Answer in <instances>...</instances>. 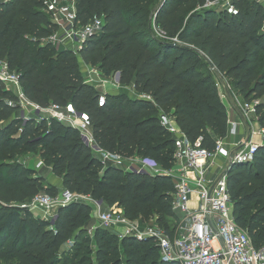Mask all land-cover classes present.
Here are the masks:
<instances>
[{
    "label": "trees",
    "instance_id": "obj_1",
    "mask_svg": "<svg viewBox=\"0 0 264 264\" xmlns=\"http://www.w3.org/2000/svg\"><path fill=\"white\" fill-rule=\"evenodd\" d=\"M49 1L0 0V60L19 74L30 101L41 107L71 103L86 112L103 149L151 158L170 169L176 146L161 124L165 113L190 141L202 138V146L214 151L230 122L219 77L244 102H258L264 129V5L258 0H231L232 10L206 6L215 0H75L80 24L104 20L78 53L48 40L59 30ZM87 66L105 77L120 72V83L143 95L131 97L121 88L100 104L102 92L86 81ZM16 99L0 82V264H178L164 260L153 239L92 226L87 201L58 208L54 224L21 207L37 194L56 195L62 188L116 205L133 221L155 220L173 234L180 224L169 176L105 166L79 130L54 118L23 119L20 106L9 105ZM38 148L58 184L7 162ZM227 182L237 223L255 246H264V138L252 160L228 169Z\"/></svg>",
    "mask_w": 264,
    "mask_h": 264
},
{
    "label": "built area",
    "instance_id": "obj_2",
    "mask_svg": "<svg viewBox=\"0 0 264 264\" xmlns=\"http://www.w3.org/2000/svg\"><path fill=\"white\" fill-rule=\"evenodd\" d=\"M264 5V0H258ZM75 4L69 0L48 2L53 21L58 24L59 30L48 39L60 49H71L78 53L86 42L103 27V18H96L87 24L77 21ZM206 6H221L234 9L231 0L208 1ZM161 38L167 34L160 28H154ZM64 46V48H62ZM102 72L93 66H87L86 81L95 85L102 93L99 103L106 102L104 90L107 84L113 88H122L120 81L110 83L99 77ZM94 75H98L95 78ZM0 82L7 90L17 97L9 100V105H18L22 109L21 117L27 119V110L31 107L36 115L54 118L79 130L84 142L92 152L101 158L102 163L113 165L124 171L149 172L153 175L169 176L175 185L173 207L181 211L180 224L173 233L159 226L155 220L153 224L141 225L139 220L133 221L125 216L123 210L112 206L105 210L103 200L93 199L91 196L71 193L60 188L56 195L40 193L30 201L22 203L21 207L30 210H40L44 219L55 223L58 208L73 201H87L93 207V214L98 226L116 230L120 236L134 235L139 240L153 239L159 247L164 260L178 264H264V246L254 245L251 236L236 221L234 202L228 190L227 167L232 161L231 153L235 151V162H249L252 160L258 147L252 136L242 138L239 143L231 145L227 137L238 134V126L253 112L256 114L257 101L242 104V117L237 121L229 122L228 136L219 138L214 151L202 146V138L190 141L180 129L176 119L171 114H161V124L167 128L175 138V163L170 169H163L155 160L135 156L124 158L103 149L98 145L93 134L91 122L86 112L78 111L71 103L66 106L50 104L48 107L30 101L23 90L19 74L12 70L7 60H0ZM226 93L232 95L231 87L222 82ZM103 90V91H102ZM264 129H260V134ZM139 163V168L134 163ZM43 161L38 163L42 168ZM144 223V222H141Z\"/></svg>",
    "mask_w": 264,
    "mask_h": 264
},
{
    "label": "rangeland",
    "instance_id": "obj_3",
    "mask_svg": "<svg viewBox=\"0 0 264 264\" xmlns=\"http://www.w3.org/2000/svg\"><path fill=\"white\" fill-rule=\"evenodd\" d=\"M154 28H155V26H154ZM62 48H64V46H62ZM94 77H95V78H98V75H94ZM99 77L102 78V79L105 80V81H109L110 83H118V82L120 81L119 78L117 77L116 73L113 74V75L110 76V77H105V76L101 73V74L99 75ZM121 86H122V88H126V91L128 92V94H129L131 97H138V96L143 95V94H141V93L135 91L132 85H131V86H124V85L121 84ZM219 89H220V92L223 93V99H224V101L226 102V97H225L226 94H224V93H226V90H225V88H224V86H223L221 80H219ZM104 90H107L108 92H119V91L121 90V88H120V89H118V88L115 89V88H113L112 84H107V87H106ZM231 90H232V89H231ZM102 91H103V90H102ZM232 92H233V93H232V97L234 98V100H235V101L240 105V107L242 108V104L244 103V100L241 99V98H239V95L236 94L234 91H232ZM21 112H22V109H21L18 113L20 114ZM26 113H27V116L36 115V112H35V111L33 110V108H31V107L27 110ZM249 115H251L252 119H257V118L255 117V114H254L253 112H251ZM251 117H250V118H251ZM248 118H249V117H247L246 120H248ZM230 120H231V119H230ZM257 133H260V130H258ZM241 139H242V138H241ZM241 139H240V140H241ZM240 140H239V141H236V143H234V144L239 143ZM226 141L228 142V140H226ZM228 143H229V142H228ZM131 160H132V159H131ZM131 160H128V162H129L130 164L134 163V165H135L134 167H136V169L139 168V163H138V161L135 160V158H134V161H135V162H130ZM40 161H43V163H44V165H43L42 168H38V163H39ZM7 162H17V163H20V164H22L23 166L28 167V168H32L33 170H36L37 173L44 175V176H45V179H47L48 181H51V182H53V183H56V182H57V179L52 175L51 165H48V164L46 163L45 159L42 157V155H41V149H40V148H38L35 152H32V153H30V152H26V151H20L19 154L15 155V157L12 159V161H7ZM6 174L9 176V172H6ZM51 176H52V178L54 177V181H52ZM105 208H106V207H105ZM105 208H104V209H105ZM110 208H112V207L109 206V207H107L105 210H110ZM177 212H178L179 216L182 215L181 211H177ZM35 214H36V215H41V211L37 209V210H35ZM147 223H149V224H153L154 221L150 220V221H148ZM95 224H96V219H95V216H94V214H93V223H92V226L95 225ZM109 230H111L112 232H115V231H116V230H114V229H110V228H109Z\"/></svg>",
    "mask_w": 264,
    "mask_h": 264
},
{
    "label": "crops",
    "instance_id": "obj_4",
    "mask_svg": "<svg viewBox=\"0 0 264 264\" xmlns=\"http://www.w3.org/2000/svg\"><path fill=\"white\" fill-rule=\"evenodd\" d=\"M60 1V0H57ZM70 2L75 4V0H69ZM75 6V5H74ZM219 80H221L222 82H224V79L219 77ZM221 93V92H220ZM221 97L223 99V93H221ZM226 102L224 101V103L226 104L227 108H228V114H229V118L231 119V121H237L242 117V112H241V107L240 105L234 100V98L232 97V95L227 94L226 96ZM239 98L243 99L242 96L239 95ZM251 115H249L248 120H244L243 122H241V124H239L238 126V134L236 136H228L227 140L229 143H231V145H233V143H236V141H239L241 138H245L247 136H252L253 141L258 143V144H262L263 143V138H264V130L263 132L257 133L258 130L263 129L258 121V119H252ZM255 117L257 118L256 114ZM52 181H54V177L52 178ZM57 184L59 183V181L57 180L56 182ZM103 207H106V204L103 201ZM107 208V207H106ZM105 208V209H106ZM37 216H42L41 215H37ZM141 225H145L142 220H139Z\"/></svg>",
    "mask_w": 264,
    "mask_h": 264
},
{
    "label": "water",
    "instance_id": "obj_5",
    "mask_svg": "<svg viewBox=\"0 0 264 264\" xmlns=\"http://www.w3.org/2000/svg\"><path fill=\"white\" fill-rule=\"evenodd\" d=\"M208 62H209V64H210L211 68H212L213 70H216L215 65L212 63V61H211L210 59H208ZM116 75H117V77H118L119 80H120V75H121L120 72H117ZM234 157H235V151H232V153H231L232 161L229 163V165H228L227 170L225 171V173H227V172H228V169H230V167L235 163Z\"/></svg>",
    "mask_w": 264,
    "mask_h": 264
}]
</instances>
